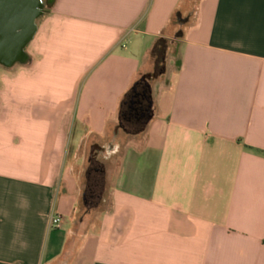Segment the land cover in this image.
Segmentation results:
<instances>
[{
  "label": "crops",
  "instance_id": "1",
  "mask_svg": "<svg viewBox=\"0 0 264 264\" xmlns=\"http://www.w3.org/2000/svg\"><path fill=\"white\" fill-rule=\"evenodd\" d=\"M45 2L0 63V264H264V0ZM159 38L165 71L128 135L122 101ZM86 146L112 167L78 221Z\"/></svg>",
  "mask_w": 264,
  "mask_h": 264
},
{
  "label": "trees",
  "instance_id": "2",
  "mask_svg": "<svg viewBox=\"0 0 264 264\" xmlns=\"http://www.w3.org/2000/svg\"><path fill=\"white\" fill-rule=\"evenodd\" d=\"M199 0H187L189 7L190 16L193 15L197 10ZM187 17H183L181 11H176L172 17V26L183 27L189 21ZM182 35V29H179L176 33L177 37ZM170 42L164 38H159L152 49V58L155 63V70L152 74L142 77L136 81L132 89L127 93L124 100L122 101L121 114H120V125L119 127L124 130L128 135H135L141 128H132V118L127 116V108L129 106L132 96L141 88L150 85V80L158 77L165 71L166 52ZM105 168L102 163L89 160V166L86 170V187L82 197L83 209L78 213V221H82L86 216L91 215L96 210L102 211L103 196H102V185L104 181ZM99 189V190H98ZM101 190V191H100Z\"/></svg>",
  "mask_w": 264,
  "mask_h": 264
},
{
  "label": "water",
  "instance_id": "3",
  "mask_svg": "<svg viewBox=\"0 0 264 264\" xmlns=\"http://www.w3.org/2000/svg\"><path fill=\"white\" fill-rule=\"evenodd\" d=\"M37 3H33V9L26 10L24 0H0V63L6 64L15 61V53L19 48L24 49L36 31L35 20L41 15L36 10ZM19 44H15L14 30L26 27ZM25 23V24H24Z\"/></svg>",
  "mask_w": 264,
  "mask_h": 264
},
{
  "label": "flooded vegetation",
  "instance_id": "4",
  "mask_svg": "<svg viewBox=\"0 0 264 264\" xmlns=\"http://www.w3.org/2000/svg\"><path fill=\"white\" fill-rule=\"evenodd\" d=\"M24 2L27 5L26 10L33 9V3L36 2L38 4L36 7V10L40 13V15L46 9V2L44 0H24ZM25 23H26V21H25ZM25 25H26L25 28L24 27H22V28L17 27L14 30L13 35L15 36V41H16L15 44H17V45L21 41V38L23 37L24 33L29 28L27 23ZM24 49L19 48V51L17 50V53H15V57L19 58L21 55H23ZM146 90H147L146 87L139 89L137 91L138 95L135 98L136 100H134V102H132V104L136 105V107H135L136 117L132 118V123H131L132 125L139 124L140 121H143L146 118V116H148V114H149V104H148V99L146 97ZM105 151H106L105 148L96 146L95 148H93V150H91V156L89 159L98 161V159H97L98 156Z\"/></svg>",
  "mask_w": 264,
  "mask_h": 264
},
{
  "label": "rangeland",
  "instance_id": "5",
  "mask_svg": "<svg viewBox=\"0 0 264 264\" xmlns=\"http://www.w3.org/2000/svg\"><path fill=\"white\" fill-rule=\"evenodd\" d=\"M46 1V0H44ZM172 56L169 55V65H172ZM133 100H136V99H133ZM132 100V101H133ZM135 107L136 105L132 104L131 102L129 103V107L127 108V116H129L130 118H134L135 116ZM119 134L122 135V133L120 132ZM80 155L82 157V159L85 160L86 164H85V170H87L88 166H89V157L91 156V151H90V148L89 147H85L83 148L81 151H80ZM110 156H111V153H108V152H103L101 153L99 156H98V162L102 163L105 170L107 169L108 173L110 171V168L112 167V162L110 161ZM107 173V174H108ZM104 181H103V185H102V196H103V201L102 203L103 204H106L108 202V195H109V184L108 182L105 180V173H104ZM99 190V189H98ZM100 190V191H101ZM104 206V205H103ZM102 206V208H103ZM79 211H81V209H83V205H82V201L80 202V206H79ZM95 212H99V210H96Z\"/></svg>",
  "mask_w": 264,
  "mask_h": 264
},
{
  "label": "built area",
  "instance_id": "6",
  "mask_svg": "<svg viewBox=\"0 0 264 264\" xmlns=\"http://www.w3.org/2000/svg\"><path fill=\"white\" fill-rule=\"evenodd\" d=\"M48 220H49L52 227H58L62 223V217L55 212H51L48 215Z\"/></svg>",
  "mask_w": 264,
  "mask_h": 264
}]
</instances>
